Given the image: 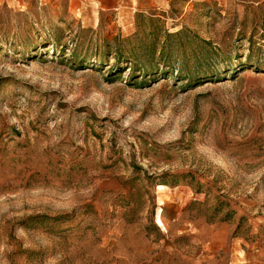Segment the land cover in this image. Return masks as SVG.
<instances>
[{"label": "rangeland", "instance_id": "374dc122", "mask_svg": "<svg viewBox=\"0 0 264 264\" xmlns=\"http://www.w3.org/2000/svg\"><path fill=\"white\" fill-rule=\"evenodd\" d=\"M0 264H264V0H0Z\"/></svg>", "mask_w": 264, "mask_h": 264}]
</instances>
